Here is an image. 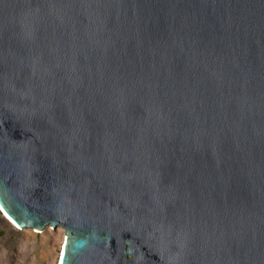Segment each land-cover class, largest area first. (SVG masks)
<instances>
[{"label": "water", "instance_id": "1", "mask_svg": "<svg viewBox=\"0 0 264 264\" xmlns=\"http://www.w3.org/2000/svg\"><path fill=\"white\" fill-rule=\"evenodd\" d=\"M0 213L57 264H264V0H0Z\"/></svg>", "mask_w": 264, "mask_h": 264}, {"label": "rangeland", "instance_id": "2", "mask_svg": "<svg viewBox=\"0 0 264 264\" xmlns=\"http://www.w3.org/2000/svg\"><path fill=\"white\" fill-rule=\"evenodd\" d=\"M1 214V213H0ZM0 264H57L64 231L45 229L42 233L17 230L0 215Z\"/></svg>", "mask_w": 264, "mask_h": 264}, {"label": "trees", "instance_id": "3", "mask_svg": "<svg viewBox=\"0 0 264 264\" xmlns=\"http://www.w3.org/2000/svg\"><path fill=\"white\" fill-rule=\"evenodd\" d=\"M1 215V214H0ZM2 235H3V232L1 231V229H0V238L2 237Z\"/></svg>", "mask_w": 264, "mask_h": 264}, {"label": "bare ground", "instance_id": "4", "mask_svg": "<svg viewBox=\"0 0 264 264\" xmlns=\"http://www.w3.org/2000/svg\"><path fill=\"white\" fill-rule=\"evenodd\" d=\"M5 217V216H4ZM6 218V217H5ZM7 219V218H6ZM8 220V219H7ZM8 222H10L9 220H8ZM11 223V222H10ZM12 224V223H11ZM13 225V224H12ZM14 226V225H13ZM15 227V226H14ZM16 229L18 230V228L16 227Z\"/></svg>", "mask_w": 264, "mask_h": 264}]
</instances>
